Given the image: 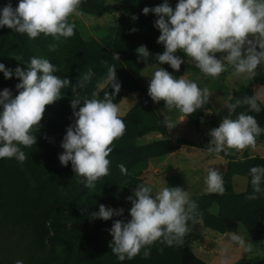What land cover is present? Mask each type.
<instances>
[{
    "label": "rangeland",
    "instance_id": "1",
    "mask_svg": "<svg viewBox=\"0 0 264 264\" xmlns=\"http://www.w3.org/2000/svg\"><path fill=\"white\" fill-rule=\"evenodd\" d=\"M128 1L80 0L77 11L82 14L69 17V23L75 25L74 35L69 38L61 37L55 51H49V45L55 43L51 36L40 34L35 39H30L27 34H17L11 29L0 27V63L6 68L14 70L18 66L27 67L30 59L36 57L46 59L56 66L58 71L54 75L71 81L69 87L61 90L62 98L46 106L40 127L34 133L36 143L31 147L18 145L27 159L20 163L15 157L0 158V166H8L21 172L30 190L35 188L33 180L43 190H39L42 194L37 198L47 205L45 232L51 237L47 241L45 236L43 246L49 248L50 245L53 249L55 261L51 264H125L109 248L112 241L109 230L113 221L120 219L127 222L131 219V203L127 197L139 185L150 187L153 196L166 186L179 187L189 193L190 199L197 204L198 215L195 220L188 222L185 247L201 263L209 264L203 259L206 258L213 264H221L213 261L218 260L222 250L226 249L224 255L234 256L233 261L228 264H264V208L261 209L262 205L256 203V200L251 201L249 208L254 210L255 215L254 219L249 220L247 228L235 217L241 205L237 203L234 207H229L232 206L230 202L235 199L238 201L237 195L247 192V188L242 192H233L224 184L223 194L209 193L205 191L206 186L196 187L191 182L177 180L182 167L185 169L189 166L196 178L204 175L196 170L199 167L198 160L210 154L207 145L211 137L200 125L217 127V124L229 116V104L243 100L244 97H259V113L250 111L249 106L242 103L229 118L236 119L243 112L254 116L261 129H264V63L258 66L251 79L234 76L231 66H227V70L217 78H205L199 69L187 62L185 54L178 51L177 55L185 60L178 72L167 64L159 67L173 74L174 78L183 76L197 83L201 90L207 88L210 93L208 101L185 118L177 109L169 110L163 101L153 102L148 95L150 77L158 67L155 55L162 54L165 49L156 42L160 32L154 27L157 17L153 14L154 18L146 22L152 27L151 40L142 42L138 33L130 31L137 28L142 17L131 9L132 2ZM156 1L159 4L164 2ZM9 2L15 8L19 0H0V9ZM168 3L174 10L178 2L174 4L168 0ZM134 16L137 19H133ZM142 45L146 46L152 56L146 64L136 54V49ZM216 55L219 58L222 54ZM110 65L115 66L116 78L121 85L113 102L118 104L126 127L123 135L110 145L112 152L107 157L110 161L109 174L97 180L95 187L89 189L78 182L83 178L74 175L71 163L61 166L58 157L64 150L60 144L66 128L74 122L70 106V101L75 96L72 87L91 70L90 81L77 91L82 102L85 97L103 99L107 91H112L110 85L104 84ZM19 82L15 77L6 80L0 72V91L9 89L13 98L18 95L15 85ZM184 118L186 123L181 122ZM169 123L174 127L169 128ZM258 138L256 143L264 151V132ZM250 151L253 155L245 150L236 155L224 156L223 152L218 155L224 157L227 168L236 173L248 160L264 159V154L258 157L255 150ZM121 164L127 169L126 175L120 171ZM172 165L177 171L167 175V170ZM237 174L246 180L245 175L239 172ZM261 187L264 188V181ZM257 195L264 202V192ZM101 204L112 209L122 208L124 214L108 221L91 220L90 214L98 211ZM204 221L212 224V227L204 226ZM223 225L228 226L229 230L222 232L217 228ZM229 232L244 235L245 240L253 244V250L245 252L238 244L229 243L230 237L227 235L225 243L221 242L218 235ZM151 246L161 248L163 244L157 241ZM131 264L164 262L152 258L132 261Z\"/></svg>",
    "mask_w": 264,
    "mask_h": 264
},
{
    "label": "clouds",
    "instance_id": "2",
    "mask_svg": "<svg viewBox=\"0 0 264 264\" xmlns=\"http://www.w3.org/2000/svg\"><path fill=\"white\" fill-rule=\"evenodd\" d=\"M79 5L80 0H19L18 6L13 8L9 2L0 9V27L27 34L30 39L40 34L51 36L55 43L49 45V51H55L61 37L74 35L75 25L69 23V17L82 14L77 11ZM149 13L157 17L154 27L160 35L156 42L165 50L155 55L158 67L150 77L148 95L153 102L163 101L169 110L177 109L185 118L206 103L210 93L207 88L201 90L197 83L183 76L174 78L159 67L167 64L178 72L185 63L177 55L178 51H182L187 62L199 69L205 78H217L231 66L234 76L251 79L258 66L264 63V0H178L174 10L168 0H164L158 6L142 10L143 15ZM218 53L222 54L219 58ZM136 54L144 64L151 56L143 45L136 49ZM57 71L48 60L36 57L30 59L27 67L18 66L14 70L0 63V72L6 80L15 77L20 81L15 85L18 95L14 98L9 89L0 91V158L15 157L20 163L27 159L18 145L31 147L36 143L34 133L40 127L46 106L62 98L61 90L71 85L70 79L54 75ZM91 76L89 70L72 87L75 96L70 106L74 122L66 128L60 144L64 151L58 157L61 166L71 163L74 175L83 178L78 182L89 189L109 174L110 145L123 135L126 127L118 104L113 102L121 87L115 66H109L104 81L105 85H110L111 93L107 91L103 99L85 97L82 102L77 90L83 88ZM258 98L244 97L227 106L229 116L218 128L208 132L211 137L208 153L223 152L224 156H230L249 147L255 148L256 138L264 132L255 117L243 112L236 119L229 117L242 103L247 104L250 111L259 113ZM168 126L174 127L171 123ZM119 168L122 174H127L123 164ZM207 172L205 191L223 194L225 187L220 170L209 168ZM249 175L253 192L246 199L256 200L257 194L264 192L261 187L264 166L252 167ZM127 200L131 203V219L127 222L117 219L109 230L112 237L109 248L120 261L132 259L142 248H145L144 258H148L150 249L146 246L157 241L167 246H182L188 222L198 215L196 202L179 187L166 186L153 196L150 187L139 185ZM123 214L122 208L112 209L101 204L90 216L91 220L108 221ZM225 235L230 237L229 243L238 244L245 252L253 250V244L246 241L244 235L236 232ZM225 252L226 249L221 252V264H228ZM15 264H23V261L17 260Z\"/></svg>",
    "mask_w": 264,
    "mask_h": 264
},
{
    "label": "trees",
    "instance_id": "3",
    "mask_svg": "<svg viewBox=\"0 0 264 264\" xmlns=\"http://www.w3.org/2000/svg\"><path fill=\"white\" fill-rule=\"evenodd\" d=\"M171 1L174 4L178 2V0ZM128 2H132L131 9L142 17L137 23L135 33H138L137 35L141 37L142 42L151 40L153 37L152 27L146 22L147 20H152L150 18H154V16L152 13L143 15L142 10L145 7L152 8L158 6L160 5L159 2L156 0H129ZM258 140L259 138L257 137L256 141ZM247 162L249 164L243 163L242 168L236 171V173L239 172L245 175L247 192L237 195L238 201L235 199V201L230 202L232 206L229 205V207L232 208L237 203L241 205L240 209L236 211L235 217H237V220H241L248 228L249 220L254 219L255 215L254 210L249 208V204L253 200L246 199L253 192L249 172L255 164L264 166V159L255 158ZM227 170L231 173L235 171L228 168ZM33 183L35 184V188L30 190L21 172H18L16 169L12 170L8 166H5V168L0 166V264H15L17 260L23 261V264H51L55 261V254L50 245L49 248L43 246V239L47 236L45 232V217L48 214V211H46L47 205L40 198H37L41 196L40 194L42 193L39 190L42 189L36 180H33ZM257 202L262 205L261 209L264 208L263 200L258 198L256 199ZM203 224L204 226L212 227V224L210 225L206 221ZM217 228L222 232L229 230V227L226 225H223V227L218 226ZM50 237L47 236L46 240ZM185 240L186 237H184L182 246H167L163 243V247L161 248L146 246L150 249V256L148 258H144L143 253L145 248H142L138 255L132 259L126 258L123 263L131 264L132 261L136 260L144 261L156 258V260L164 262V264H205L189 253L185 247Z\"/></svg>",
    "mask_w": 264,
    "mask_h": 264
},
{
    "label": "crops",
    "instance_id": "4",
    "mask_svg": "<svg viewBox=\"0 0 264 264\" xmlns=\"http://www.w3.org/2000/svg\"><path fill=\"white\" fill-rule=\"evenodd\" d=\"M181 122L186 123V120L182 119ZM219 124H217V127H215V128H218ZM183 125H185V124H183ZM200 127L207 130V132L205 131L206 134H208V132L211 131L212 129H215V128L207 127L204 124L200 125ZM202 136H204V135H202ZM198 139H200V138H198ZM178 149H180V148H177V150ZM252 149L256 151L258 157H260V154H264L262 147H259V145L257 143H256L255 148L249 147V148H246L245 151L247 153H249V155H253L252 153H250L251 152L250 150H252ZM171 153H174V152H171ZM206 153H207V151H206ZM170 155L171 154H169V156ZM207 156L208 157H205L204 159L198 160L199 167H198V170H196V172L198 171L200 174L204 173V175L202 174V176H198V178H196V176L192 175L193 171L191 170V168H189V166L185 169L182 167V168H180V172H179L180 174L178 175L177 180L180 182L181 181L182 182L187 181L189 183L191 182L196 187L206 186L204 181H205V178L208 174L207 170L209 168H216V169H219L220 172L222 173L223 180L225 182L224 184L228 185V188L230 187L233 192L234 191L235 192H242L247 188L246 180L242 175L237 174V173H231L227 170V163H226V161H224V157H222L218 154H207ZM174 167L175 166H173V165L171 167H169L166 174L168 175L174 171H177L174 169ZM218 236H219L220 240H222L221 242L225 243V241L227 240L226 235L220 234ZM223 237H224V239H223ZM203 259H204V261H206V263L213 264L208 259H206V258H203ZM217 259L218 260H215L213 262L220 263L221 262V256H218ZM227 259H228V262H232L234 259V256H229V257H227Z\"/></svg>",
    "mask_w": 264,
    "mask_h": 264
}]
</instances>
